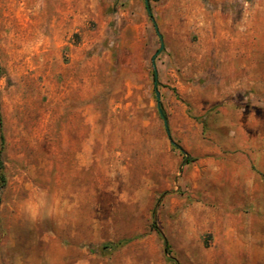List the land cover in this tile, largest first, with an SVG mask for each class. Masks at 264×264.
<instances>
[{
  "label": "rangeland",
  "instance_id": "374dc122",
  "mask_svg": "<svg viewBox=\"0 0 264 264\" xmlns=\"http://www.w3.org/2000/svg\"><path fill=\"white\" fill-rule=\"evenodd\" d=\"M149 7L0 0V264H264V0Z\"/></svg>",
  "mask_w": 264,
  "mask_h": 264
},
{
  "label": "trees",
  "instance_id": "16d2710c",
  "mask_svg": "<svg viewBox=\"0 0 264 264\" xmlns=\"http://www.w3.org/2000/svg\"><path fill=\"white\" fill-rule=\"evenodd\" d=\"M149 1V0H148ZM148 7H149V4H148ZM150 8V7H149ZM152 76H153V83H154V86H156L158 84V79H157V74H156V71L155 69L152 70ZM156 99V97H155ZM157 102V101H156ZM156 108H157V114L159 116V118L163 121V120H166V113L164 111V108H163V105L161 103V101L159 100L158 102V105L156 104ZM165 130H166V133L168 135L169 138L170 137V131H169V128L168 126L165 127ZM0 140H1V143L3 144V136L1 135L0 136ZM174 147L178 148L179 151L181 152V154L184 156V159H185V162L188 163L190 161H192L193 159L187 155L185 153V151L179 147L178 145H175L173 144ZM0 184L3 185L5 184V176H4V173H3V167H2V162L0 161ZM154 214V212H153ZM150 228L155 231V233L157 234V236L161 239L162 241V244H163V249H164V252L165 253H170V244L166 238V236L163 234V232L161 231L157 221H156V218L152 217V220H151V223H150ZM131 239H124V240H121V241H118L116 243H110L108 244L107 248H113V247H120L122 245H125L126 243H128ZM175 264H179L178 262H175Z\"/></svg>",
  "mask_w": 264,
  "mask_h": 264
},
{
  "label": "water",
  "instance_id": "95a60500",
  "mask_svg": "<svg viewBox=\"0 0 264 264\" xmlns=\"http://www.w3.org/2000/svg\"><path fill=\"white\" fill-rule=\"evenodd\" d=\"M144 4H145L146 11H147L148 15L150 16L151 20H152L153 23H154L155 31H156L157 36H158L159 41H160V46H159L158 50L155 52V54L152 56V59H151V61H152V66H153V68H155V56H156V54H157V53L163 48V40H162V36H161V34H160L159 31H158L157 25L155 24V22H154V20H153V17H152V15H151L150 8L148 7L149 1H148V0H144ZM155 96H156V101H157L156 103H157V105H158V102H159L160 99H159V92H158L157 89H155ZM163 123H164V126H165V127L168 126V125H167V120H163Z\"/></svg>",
  "mask_w": 264,
  "mask_h": 264
}]
</instances>
